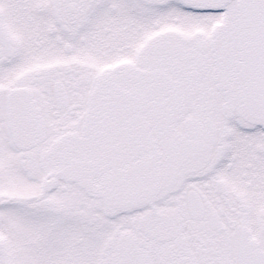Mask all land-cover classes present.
Masks as SVG:
<instances>
[{
	"label": "snow or ice",
	"instance_id": "snow-or-ice-1",
	"mask_svg": "<svg viewBox=\"0 0 264 264\" xmlns=\"http://www.w3.org/2000/svg\"><path fill=\"white\" fill-rule=\"evenodd\" d=\"M0 264H264V0H0Z\"/></svg>",
	"mask_w": 264,
	"mask_h": 264
}]
</instances>
